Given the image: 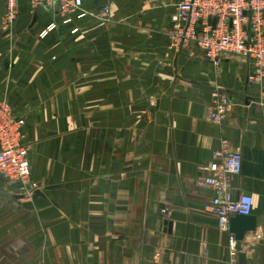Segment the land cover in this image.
Listing matches in <instances>:
<instances>
[{
    "label": "crops",
    "instance_id": "1",
    "mask_svg": "<svg viewBox=\"0 0 264 264\" xmlns=\"http://www.w3.org/2000/svg\"><path fill=\"white\" fill-rule=\"evenodd\" d=\"M178 1L109 0L104 22L105 1L84 0L72 23L25 3L0 32V99L24 119L40 193L0 180V264H228L233 233L203 183L222 134L242 158L232 191L252 197L256 217L242 252L264 264V79H249L248 59L216 71L198 50L170 51ZM212 86L230 98L219 125Z\"/></svg>",
    "mask_w": 264,
    "mask_h": 264
},
{
    "label": "built area",
    "instance_id": "2",
    "mask_svg": "<svg viewBox=\"0 0 264 264\" xmlns=\"http://www.w3.org/2000/svg\"><path fill=\"white\" fill-rule=\"evenodd\" d=\"M104 1L95 14L107 22L109 0ZM25 3L31 11L38 7L55 9L63 23H72L87 14L83 9L84 0H4L0 32L12 29ZM56 27V23L49 24L40 36L44 37ZM77 30L78 27H74L71 32ZM166 38L170 51L198 50L216 71L225 57L248 59L251 64L249 79L254 82L264 79V0H179ZM229 105V96L220 87L212 86L208 120L214 125L221 124ZM24 124L11 103L0 99V179L11 185L20 183L22 190L32 193L35 186L30 182V146L23 141L21 133ZM241 168V154L230 149L229 140L222 134L210 161L203 167V183L214 191L207 208L213 210L224 226L230 217L249 215L252 211V197L244 193L234 195L232 191L231 177L239 175ZM255 235L262 238L264 233L255 232ZM229 251L228 264H239L233 234L229 237Z\"/></svg>",
    "mask_w": 264,
    "mask_h": 264
},
{
    "label": "water",
    "instance_id": "3",
    "mask_svg": "<svg viewBox=\"0 0 264 264\" xmlns=\"http://www.w3.org/2000/svg\"><path fill=\"white\" fill-rule=\"evenodd\" d=\"M35 194H40L38 190H35ZM229 229L235 237V248L239 252L238 260L239 264H246V256L242 252V241L247 232L255 231L256 229V217L254 215H241L236 214L229 218Z\"/></svg>",
    "mask_w": 264,
    "mask_h": 264
},
{
    "label": "rangeland",
    "instance_id": "4",
    "mask_svg": "<svg viewBox=\"0 0 264 264\" xmlns=\"http://www.w3.org/2000/svg\"><path fill=\"white\" fill-rule=\"evenodd\" d=\"M19 17V16H18ZM30 155H31V149H30ZM29 155V157L31 158V156ZM0 180H2V181H4L6 184H7V186L9 185V188H12L13 189V191H14V193L15 194H17L16 196H19V197H25L27 194H25V193H27V191L26 190H22L21 189V187H20V183L18 184V185H11V184H9L5 179H0ZM30 180H31V174H30ZM31 183H32V180L30 181ZM28 186V185H27ZM30 187V186H29ZM31 188V187H30ZM11 189V190H12ZM35 190H37V188L36 189H34V192H35ZM163 209V208H162ZM163 211V210H162Z\"/></svg>",
    "mask_w": 264,
    "mask_h": 264
}]
</instances>
